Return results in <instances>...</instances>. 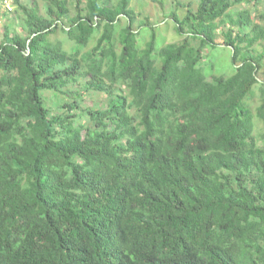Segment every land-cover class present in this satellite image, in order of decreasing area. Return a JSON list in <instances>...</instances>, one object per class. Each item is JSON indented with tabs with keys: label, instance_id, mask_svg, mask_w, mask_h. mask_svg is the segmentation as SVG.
<instances>
[{
	"label": "trees",
	"instance_id": "16d2710c",
	"mask_svg": "<svg viewBox=\"0 0 264 264\" xmlns=\"http://www.w3.org/2000/svg\"><path fill=\"white\" fill-rule=\"evenodd\" d=\"M14 1L20 23L0 37V264H264V82L250 104L264 24L235 9L249 0L171 13L182 39L159 50L154 36L138 45L130 0H41L43 13ZM218 34L234 73L208 80ZM84 90L105 107H81ZM45 92L70 98L62 112Z\"/></svg>",
	"mask_w": 264,
	"mask_h": 264
},
{
	"label": "rangeland",
	"instance_id": "374dc122",
	"mask_svg": "<svg viewBox=\"0 0 264 264\" xmlns=\"http://www.w3.org/2000/svg\"><path fill=\"white\" fill-rule=\"evenodd\" d=\"M11 1H13V12L6 17L4 16L0 18V37L4 27H14L17 24L19 25L20 18L22 17L15 5V1ZM30 1L31 0H20V3L29 5ZM34 1H37L43 13V2L41 0ZM112 1L115 3L117 0ZM200 2L201 0H130V9L134 13L133 28L138 32V45L143 48L145 43L148 42L152 36H154L157 50L166 45L179 43L182 38L178 37L175 33V24L168 19V16L171 13H176L181 18L187 9L195 11ZM235 9H248L252 13L253 20L264 24V0H249L248 3H244ZM124 26L125 22H121L117 27V31L119 28ZM100 34L101 31H99L98 35H92L90 37L89 46L86 48L87 50L94 46L95 41ZM50 39L61 42L63 46H65L64 49L68 52L71 47H73V44L68 41L65 33L61 30H58L55 35L50 37ZM215 42L219 47L212 48L210 46H206L203 50L202 62L200 63L202 71L208 80H210L213 76L229 77L234 73L235 68L231 62L232 52L229 48L225 47L223 37L220 34H218ZM197 45L198 42H191L190 48L193 49L194 47H197ZM257 50H260V46L257 47ZM191 58L190 54H186L184 56V61H190ZM238 65L239 64H236V66ZM258 80L260 83L254 87V95L250 100L253 110L259 105V97L261 89L263 88L264 62L263 69L258 74ZM81 92L84 97L83 102H81V107H105L107 98L103 95H96L95 93H89L85 90ZM43 96L46 101V106L50 111H52V113L62 112V110L59 109L60 106L70 99L53 92H45L43 93ZM257 127L259 128V131H261L260 128L262 127V124L258 123ZM260 144H263L261 140Z\"/></svg>",
	"mask_w": 264,
	"mask_h": 264
},
{
	"label": "built area",
	"instance_id": "2783aa9c",
	"mask_svg": "<svg viewBox=\"0 0 264 264\" xmlns=\"http://www.w3.org/2000/svg\"><path fill=\"white\" fill-rule=\"evenodd\" d=\"M0 5H1L0 14H2L3 11L10 10V2H9V0H4Z\"/></svg>",
	"mask_w": 264,
	"mask_h": 264
}]
</instances>
